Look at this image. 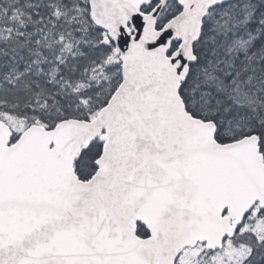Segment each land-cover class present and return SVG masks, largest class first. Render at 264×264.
Segmentation results:
<instances>
[{"label":"water","instance_id":"1","mask_svg":"<svg viewBox=\"0 0 264 264\" xmlns=\"http://www.w3.org/2000/svg\"><path fill=\"white\" fill-rule=\"evenodd\" d=\"M153 1L88 0L122 70L92 120L33 124L14 143L0 120V264H175L198 243L221 249L256 203L264 208L258 136L217 142L215 125L179 95L203 19L233 0H175L181 12L161 29L172 0L142 12ZM98 138L96 173L81 180L75 160Z\"/></svg>","mask_w":264,"mask_h":264},{"label":"trees","instance_id":"2","mask_svg":"<svg viewBox=\"0 0 264 264\" xmlns=\"http://www.w3.org/2000/svg\"><path fill=\"white\" fill-rule=\"evenodd\" d=\"M159 1L142 10L149 12ZM180 11L169 2L157 28ZM0 20L22 49L12 56L0 43V119L12 129V142L20 134L16 123L23 129L32 124L50 129L68 118L93 119L119 86V57L113 43L102 45L105 33L93 25L88 0H0ZM42 31L76 44L67 64H49L43 57L38 48ZM177 47L173 42L169 54ZM193 52L179 91L187 111L212 122L221 144L256 134L264 157V0H234L211 9ZM102 66L108 76L96 80L91 74ZM102 149L101 138L82 148L75 160L81 180L95 174ZM258 217L264 220V210ZM251 232L234 242L249 249L243 264H264V241ZM137 234L148 236L141 226Z\"/></svg>","mask_w":264,"mask_h":264},{"label":"rangeland","instance_id":"3","mask_svg":"<svg viewBox=\"0 0 264 264\" xmlns=\"http://www.w3.org/2000/svg\"><path fill=\"white\" fill-rule=\"evenodd\" d=\"M55 29V28H54ZM55 31H57L55 29ZM0 43L5 44L8 48V53L12 56L20 55L22 49L13 38L11 28L7 27L4 20H0ZM237 46L240 42H236ZM76 44L66 42L64 35L56 37L51 32L42 31L41 38L38 40V48L41 49V54L47 58L49 64H67V55L72 57ZM106 66L95 68L92 72V77L96 80L106 78L108 73ZM17 132H22L23 125L16 123ZM259 211L254 212L243 224L240 230L241 234L249 231H254L256 235L264 239V220L258 217ZM249 234V233H245ZM245 246V245H244ZM247 247L237 246L233 241H229L225 248L218 253H209L203 247L185 249L181 253L177 264H243L249 253ZM201 262V263H200Z\"/></svg>","mask_w":264,"mask_h":264},{"label":"flooded vegetation","instance_id":"4","mask_svg":"<svg viewBox=\"0 0 264 264\" xmlns=\"http://www.w3.org/2000/svg\"><path fill=\"white\" fill-rule=\"evenodd\" d=\"M238 233H239V232H238ZM238 233H237V234H238ZM238 235L240 236V234H238ZM257 237L260 238L258 235H257ZM260 241H264V239H263V238H260Z\"/></svg>","mask_w":264,"mask_h":264}]
</instances>
